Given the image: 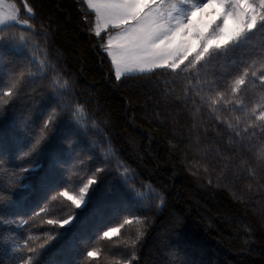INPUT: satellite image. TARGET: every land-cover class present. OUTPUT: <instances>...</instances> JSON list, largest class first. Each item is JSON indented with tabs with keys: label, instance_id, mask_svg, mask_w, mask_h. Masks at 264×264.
I'll use <instances>...</instances> for the list:
<instances>
[{
	"label": "trees",
	"instance_id": "trees-1",
	"mask_svg": "<svg viewBox=\"0 0 264 264\" xmlns=\"http://www.w3.org/2000/svg\"><path fill=\"white\" fill-rule=\"evenodd\" d=\"M7 1L0 264H264V29L117 80L83 0Z\"/></svg>",
	"mask_w": 264,
	"mask_h": 264
},
{
	"label": "snow or ice",
	"instance_id": "snow-or-ice-1",
	"mask_svg": "<svg viewBox=\"0 0 264 264\" xmlns=\"http://www.w3.org/2000/svg\"><path fill=\"white\" fill-rule=\"evenodd\" d=\"M86 3L95 14L93 31L97 37L115 30L102 46L111 58L117 80L160 68L176 71L185 61L195 68L213 53H226L258 28L264 29V0H86ZM4 22L5 18L0 16V24ZM247 75L246 69L235 79L233 93L246 83ZM260 81L264 83V75ZM255 119L264 121V112ZM95 182L89 179L80 188L79 197L68 191H60L59 196L80 208L81 204H87L85 194ZM71 219H64L60 227L70 224ZM47 223L55 221L49 219ZM118 232L119 229L111 228L103 232V237L111 238ZM97 255L95 251L87 252L90 258Z\"/></svg>",
	"mask_w": 264,
	"mask_h": 264
},
{
	"label": "rangeland",
	"instance_id": "rangeland-1",
	"mask_svg": "<svg viewBox=\"0 0 264 264\" xmlns=\"http://www.w3.org/2000/svg\"><path fill=\"white\" fill-rule=\"evenodd\" d=\"M193 2H198V0H193ZM27 12L29 14V11H27ZM13 15L16 17L15 20L7 19L8 16H13ZM0 16L5 18V22L3 24H0V27L5 26L7 24H11V23H17L21 26H28L27 21L20 20L18 18V10H17L16 6L7 0H0ZM114 33H115V30L110 29L108 31L107 36H106V43H107V39H108L109 34H114ZM110 60H111V58H110ZM114 74H115V71H114ZM79 194H80V192H79ZM79 194L75 195V196L79 197ZM81 206H82V204H81Z\"/></svg>",
	"mask_w": 264,
	"mask_h": 264
},
{
	"label": "crops",
	"instance_id": "crops-1",
	"mask_svg": "<svg viewBox=\"0 0 264 264\" xmlns=\"http://www.w3.org/2000/svg\"><path fill=\"white\" fill-rule=\"evenodd\" d=\"M84 2H85V4L87 5V3H86V0H83Z\"/></svg>",
	"mask_w": 264,
	"mask_h": 264
}]
</instances>
